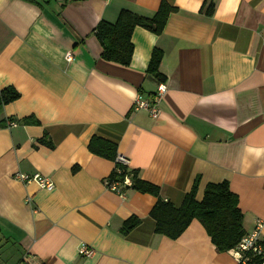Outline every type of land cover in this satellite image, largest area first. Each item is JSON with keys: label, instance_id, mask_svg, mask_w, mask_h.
<instances>
[{"label": "crops", "instance_id": "obj_1", "mask_svg": "<svg viewBox=\"0 0 264 264\" xmlns=\"http://www.w3.org/2000/svg\"><path fill=\"white\" fill-rule=\"evenodd\" d=\"M162 1L177 11L159 36L134 30L128 67L102 59L100 21L115 23L122 10L152 17ZM205 1L0 0V89L20 93L0 112V264H237L197 220L176 240L156 234L157 197L109 191L115 164L88 148L94 136L115 144L175 207L197 178L198 201L227 181L246 235L264 223V0H213L212 16ZM155 49L165 82L148 73ZM161 83L155 119L134 103ZM132 217L140 224L122 234Z\"/></svg>", "mask_w": 264, "mask_h": 264}, {"label": "trees", "instance_id": "obj_2", "mask_svg": "<svg viewBox=\"0 0 264 264\" xmlns=\"http://www.w3.org/2000/svg\"><path fill=\"white\" fill-rule=\"evenodd\" d=\"M24 1L32 4L38 3V0ZM204 8L206 15L212 16L214 13L213 0H206ZM176 11V8L162 1L152 17H144L128 10H122L115 23L100 21L94 30V35L103 48L102 59L128 67L134 53L132 43L134 30L141 27L159 36L163 33L171 14ZM162 59L163 52L155 49L151 55L148 73L159 81L165 82V77L160 73ZM19 98L20 93L13 87L0 89V112L5 105ZM47 144L49 145V143ZM88 148L92 154L114 162L115 167L108 178L109 181H123L125 174H128L132 184L126 189L131 188L137 192L149 193L157 197V202L150 212L151 218L155 221L156 234L176 240L193 221L197 220L203 225L219 252L234 250L246 235L243 228L244 215L238 206V196L232 192L227 181L208 184L203 199L198 201L196 197L200 178H197L181 206L175 207L159 197V190L156 186L141 180L137 172L130 171L129 168L115 162L118 156L115 144L94 136ZM117 167H123L124 174L119 175L116 172ZM139 224L140 219L132 217L124 223L120 231L122 234H128ZM262 245L264 247V241ZM242 264H262V261L257 256H251Z\"/></svg>", "mask_w": 264, "mask_h": 264}, {"label": "built area", "instance_id": "obj_3", "mask_svg": "<svg viewBox=\"0 0 264 264\" xmlns=\"http://www.w3.org/2000/svg\"><path fill=\"white\" fill-rule=\"evenodd\" d=\"M66 60L68 62H71L73 60V55L71 53H67ZM166 91V84L161 83L158 86L157 93L150 101L145 100L142 95H138L134 103L135 108L138 110L148 111L150 116L156 119L158 117V106L160 105ZM9 124L10 126H16V122L14 121L10 122ZM115 162L123 167L129 168V161L123 155L118 154ZM123 167H117L116 172L119 175L124 174ZM15 177L17 180L23 183L35 182L42 189H54V183L50 179L42 177L40 174L29 176L19 173ZM131 184V177L128 174H125V178L123 179V181H109L108 179L105 181L106 188L109 191L118 194L122 198L125 197L124 189H126V187H130ZM263 226V221L258 220L254 231L245 235L239 245L233 250L237 264L245 263L251 256H257L261 258L262 264H264V247L261 243L262 241L260 237V232ZM93 252V249H91L87 245H82L79 250V254L83 257H91L93 255Z\"/></svg>", "mask_w": 264, "mask_h": 264}]
</instances>
